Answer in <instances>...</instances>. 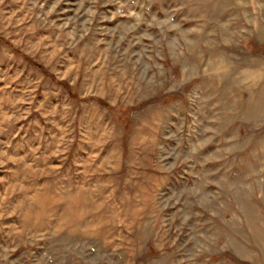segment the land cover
Segmentation results:
<instances>
[{
    "label": "rangeland",
    "instance_id": "374dc122",
    "mask_svg": "<svg viewBox=\"0 0 264 264\" xmlns=\"http://www.w3.org/2000/svg\"><path fill=\"white\" fill-rule=\"evenodd\" d=\"M0 264H264V0H0Z\"/></svg>",
    "mask_w": 264,
    "mask_h": 264
},
{
    "label": "trees",
    "instance_id": "16d2710c",
    "mask_svg": "<svg viewBox=\"0 0 264 264\" xmlns=\"http://www.w3.org/2000/svg\"><path fill=\"white\" fill-rule=\"evenodd\" d=\"M14 51L17 52V50H14ZM36 65H37L41 70H43L45 73L47 72L46 69H45L43 66H41V65H39V64H36ZM49 76H50L54 81H56V82L62 84V85L65 87L66 91L70 94L71 87H70V85L68 84L67 81L56 80V79L54 78V76H52L51 74H49ZM97 101H98L99 103H103L101 100H97Z\"/></svg>",
    "mask_w": 264,
    "mask_h": 264
},
{
    "label": "bare ground",
    "instance_id": "6f19581e",
    "mask_svg": "<svg viewBox=\"0 0 264 264\" xmlns=\"http://www.w3.org/2000/svg\"><path fill=\"white\" fill-rule=\"evenodd\" d=\"M210 1V0H209ZM233 6V5H232ZM242 10V9H241Z\"/></svg>",
    "mask_w": 264,
    "mask_h": 264
}]
</instances>
